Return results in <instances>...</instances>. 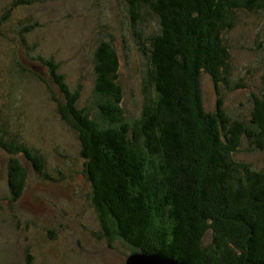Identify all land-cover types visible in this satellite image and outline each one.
Wrapping results in <instances>:
<instances>
[{
    "label": "trees",
    "instance_id": "16d2710c",
    "mask_svg": "<svg viewBox=\"0 0 264 264\" xmlns=\"http://www.w3.org/2000/svg\"><path fill=\"white\" fill-rule=\"evenodd\" d=\"M123 1L132 23L148 16L158 24L136 35L147 58L139 119H126L118 55L108 43L95 56V113L78 105L79 92L69 89L52 57L38 55L32 72L43 80L37 69L46 67L65 101L58 113L77 132L105 235L178 264H264V170L236 158L242 147L264 149V88L250 93L245 112L233 115L226 105L230 92L248 87L232 78L227 34L239 10L264 13V0ZM203 75L212 81L211 109L203 102ZM5 133L0 120V147L20 151L48 177L40 171L43 158ZM9 161L16 200L25 172L17 159Z\"/></svg>",
    "mask_w": 264,
    "mask_h": 264
},
{
    "label": "rangeland",
    "instance_id": "374dc122",
    "mask_svg": "<svg viewBox=\"0 0 264 264\" xmlns=\"http://www.w3.org/2000/svg\"><path fill=\"white\" fill-rule=\"evenodd\" d=\"M13 1L0 0V120L4 138L42 157L40 171L48 177L20 151L0 147V264H124L135 252L117 235H105L77 132L58 113L65 101L47 68L37 69L40 80L33 63L38 55L52 57L69 89L79 92L78 105L95 113V56L100 43H108L118 55L124 114L134 122L147 87V58L136 35L157 30V20L146 16V22L132 23L123 0H28L12 7ZM236 17L227 34L232 78L248 87L227 95L233 115L248 110L250 93L264 88V13L239 10ZM201 89L211 109L215 95L207 75ZM11 158L25 172L16 200L7 182ZM236 158L264 170V149L242 147Z\"/></svg>",
    "mask_w": 264,
    "mask_h": 264
},
{
    "label": "water",
    "instance_id": "95a60500",
    "mask_svg": "<svg viewBox=\"0 0 264 264\" xmlns=\"http://www.w3.org/2000/svg\"><path fill=\"white\" fill-rule=\"evenodd\" d=\"M124 264H178L170 258L162 257L156 254H145L135 252L129 255Z\"/></svg>",
    "mask_w": 264,
    "mask_h": 264
}]
</instances>
